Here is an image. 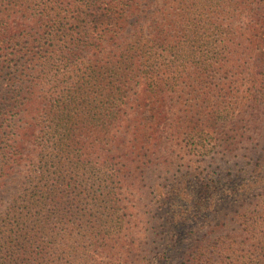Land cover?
Returning a JSON list of instances; mask_svg holds the SVG:
<instances>
[{
	"label": "trees",
	"instance_id": "trees-1",
	"mask_svg": "<svg viewBox=\"0 0 264 264\" xmlns=\"http://www.w3.org/2000/svg\"><path fill=\"white\" fill-rule=\"evenodd\" d=\"M25 2L0 0V188L14 165L25 168L11 178L15 192L0 209V264H105L94 256L111 257L124 235L119 190L155 172L157 159L149 146L158 137L146 127L165 124L175 107L183 110L174 126L187 137L198 136L201 152L218 148L234 157L216 176H174L168 164L162 170L165 180L159 178L165 183L147 184L157 207L173 201L171 230L178 234L162 252L166 264L168 249L182 243L183 229L230 203L238 206L208 226L180 264L211 260L208 255L222 237L234 238L226 232L228 222L243 217L253 250L231 263L264 264V133L262 127L252 130L256 137L250 135L243 152L234 155L240 136L227 129L245 108L253 118L264 114V0L217 1L228 20L245 18L233 46L229 37L222 41L223 52L213 46L223 34L210 29L216 25L209 12L196 19L193 10H182L171 20L178 34L165 25L155 30L160 63L143 61L140 45L120 44L124 14L131 9L125 0H79L69 15H52L51 9L32 22ZM79 57L87 64H79ZM55 59L61 67L54 66ZM227 63L240 78L211 82ZM50 76L55 91L46 99L36 88ZM36 112L43 113L41 122ZM17 116L27 119L21 127L15 125ZM208 136L211 146L205 144ZM252 193L256 199L248 201ZM251 204L256 205L246 219Z\"/></svg>",
	"mask_w": 264,
	"mask_h": 264
},
{
	"label": "rangeland",
	"instance_id": "rangeland-1",
	"mask_svg": "<svg viewBox=\"0 0 264 264\" xmlns=\"http://www.w3.org/2000/svg\"><path fill=\"white\" fill-rule=\"evenodd\" d=\"M77 1L79 0H26L25 12L30 22H32L33 18H41L40 16H42V14L47 15L52 10H54L51 13L52 15L55 11L60 12L62 16L66 14L69 15L74 10V6L77 5ZM195 1L199 6L192 7ZM217 1L218 0H125V2L131 6V9L127 8V12L124 14L126 26L122 35L123 37L119 38L120 41H118L121 45H123L121 43L122 41L124 45H133V43H135V46L140 45L142 50H138L143 53V61L148 60L150 62L160 63V55L163 51L153 48L154 42L152 40L155 35V30L157 28L164 29L163 26L165 25L169 28L170 32H176V35L178 34V28L174 27L171 20L175 19V16L178 14H182V10L188 13L193 10L191 11V15L197 16L196 19H199L200 16H204L200 14H206L205 10H207L209 12L208 15L212 16L216 25L211 26L210 29L213 30L212 32L214 33L221 29L223 34L218 38H214L215 43L213 46L216 47L217 51L223 52L220 49L221 44L223 45L222 41L225 40L226 43L229 37L228 43L230 47H232L237 30L239 27H244L245 18L237 19L235 15L228 20L227 17L222 15L221 7H217ZM198 7H202V9L200 8L197 10ZM188 13L186 15H188ZM18 21L21 22L19 19ZM224 28H226L227 32H224ZM216 35L219 36L218 33H216ZM17 38H20V35H17ZM198 45L203 47L201 43H198ZM124 49L126 48L124 47ZM108 50L109 48L107 51ZM220 56L222 57V55ZM225 57H227V54ZM86 61L87 59L79 57V64L86 65ZM53 64L54 66L61 67L59 59H55ZM237 71V68L231 69L230 64L227 63L222 74H216V78L210 81L212 82L216 79V84L221 82L228 84L229 80H234L238 77L236 75ZM241 76L245 79L248 77L247 68H245ZM59 77L61 78L62 75H59ZM208 78L210 79L209 76ZM238 84L241 87L244 83L239 81ZM55 85L56 81H54V77L50 76L47 79V83L41 84L36 88L37 95L44 96L46 99L51 97L55 91ZM61 89H63V86L60 90ZM243 90H245V87ZM180 110H183V108L175 107L171 112H168L165 124L146 127L149 133L155 134V136L158 137V140L155 142L153 141L149 146L152 151H154V158L156 157L157 159L154 166L155 172L148 173L146 176L140 177L137 181L133 179L132 182L135 183V185L132 184L127 187L129 185V183H127L125 189L119 190V211L125 220L124 235L122 239H120L116 249H114L111 257L107 258L95 255V261L102 260L105 264H166L162 252L168 245L173 244V242L169 240L171 236L178 234L171 230L175 216L174 207L172 205L173 201L172 203H166L157 207V205L154 204V196L150 194L152 190L149 189V186L147 187V184H152L154 179L165 183L163 181L165 179L162 176V170L168 164H172V172H176L174 176L185 175L192 172L200 174L202 172L204 174L210 172L211 174L214 173V176H216L219 172H222V164L229 165V163L225 162L233 159V155L224 156L223 153L219 152L220 150L218 148L215 150H208V153L201 152L199 145H201L202 140L198 136L196 138L187 137V133L184 129H178L181 126H174L181 118L180 114H178ZM258 113V119L253 118L251 111L245 108L239 116L235 118L237 119L235 124L227 126L228 130L233 128L230 134L238 133L240 136L238 137L240 143L237 145L234 155L243 152L242 148L248 143L247 138L250 135L254 138L256 137L252 133V130L262 127L260 131L261 134L264 133V114H260V111ZM42 115L43 113L40 112L34 114L38 122H41ZM242 118L247 121L246 124L241 121ZM26 120L27 119H24L22 116H17L15 118V125L19 126L21 122L24 123ZM14 127L15 126H9L12 132H14ZM35 127L38 129V126ZM14 135L15 134H13V136ZM205 141V144H208V146L213 144L211 136H208ZM26 147L30 149L32 145L27 143ZM24 169L23 164L13 166V174L6 180L7 184L0 188V209L8 205L12 194L15 192L14 185L10 183L11 178L18 175L19 171L23 172ZM160 177L163 180H160ZM193 184L194 178L188 183V189L190 188V190H192ZM253 194L255 193L247 196L248 201L256 199ZM255 205L256 204H251L246 219L252 215L251 212L254 210ZM237 206L238 203L226 204L212 217L207 219L203 218L199 220L197 224H189L186 229H183L181 233L184 238L182 239L181 245L177 246L175 249H168V264H180L184 252L187 251L191 245L200 240V237L208 226H211L217 221L227 219ZM244 219L245 217L242 219L239 218L237 222H228L229 229L226 232H229V235H234V238L222 237V241L218 243L215 253L208 255L211 260L206 261L207 258H203L204 260L198 261L196 264H232L231 259H236L240 256H244V258L249 257L253 250L251 246L255 241L250 240L248 234L243 231Z\"/></svg>",
	"mask_w": 264,
	"mask_h": 264
}]
</instances>
